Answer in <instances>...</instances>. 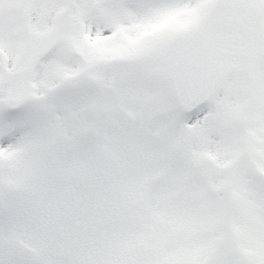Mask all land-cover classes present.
Instances as JSON below:
<instances>
[{"label":"snow or ice","instance_id":"1","mask_svg":"<svg viewBox=\"0 0 264 264\" xmlns=\"http://www.w3.org/2000/svg\"><path fill=\"white\" fill-rule=\"evenodd\" d=\"M0 264H264V0H0Z\"/></svg>","mask_w":264,"mask_h":264}]
</instances>
